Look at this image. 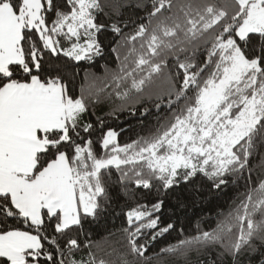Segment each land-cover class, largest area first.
<instances>
[{
	"label": "snow or ice",
	"instance_id": "obj_1",
	"mask_svg": "<svg viewBox=\"0 0 264 264\" xmlns=\"http://www.w3.org/2000/svg\"><path fill=\"white\" fill-rule=\"evenodd\" d=\"M241 178L214 227L161 224ZM0 264H264V0H0Z\"/></svg>",
	"mask_w": 264,
	"mask_h": 264
},
{
	"label": "trees",
	"instance_id": "obj_2",
	"mask_svg": "<svg viewBox=\"0 0 264 264\" xmlns=\"http://www.w3.org/2000/svg\"><path fill=\"white\" fill-rule=\"evenodd\" d=\"M67 62V72L69 74L79 73L77 80H80L83 75V69L88 67L84 62L77 64L75 61H69L67 58H62ZM101 60L99 63H103ZM96 71V69H92ZM106 108H100L97 110V115H101ZM120 127L125 129L123 135L120 137L121 141L127 139L129 136L135 138L137 133L144 134L146 127L149 124L155 123L154 117H148L147 119L143 117H128L127 114H123L118 121ZM258 164V161H254ZM249 173L245 172L244 177H249ZM252 179H256V174H251ZM245 179L241 178L238 183H229L226 188L222 191L216 193L213 191L211 194L205 190L199 197H194L187 203V207H177L174 200H169L163 209V215L161 216V224L167 222H172L179 229L182 225L185 230L189 229L197 221H212V226H215L217 221V213H226L229 210V206L232 204L233 200L236 199L238 194H242L245 191ZM122 200L118 203H114L110 208L103 211L99 219L92 223L90 226V235L95 241H100L101 245L105 247V250H109L105 241L109 244L113 243L114 240L120 238L119 229L125 225V218L121 209ZM124 208L123 211H127ZM87 227V226H86ZM205 230H208L205 224ZM109 233H115L114 237H110ZM175 233H173V236ZM171 239L170 236L161 238L156 242V248L152 249L149 246V255L152 251H158L159 247L164 246L165 241ZM195 259V257H193Z\"/></svg>",
	"mask_w": 264,
	"mask_h": 264
}]
</instances>
